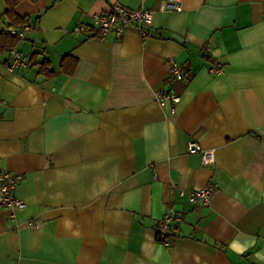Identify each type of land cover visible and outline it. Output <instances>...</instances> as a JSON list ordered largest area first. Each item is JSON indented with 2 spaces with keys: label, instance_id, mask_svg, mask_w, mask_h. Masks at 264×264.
Listing matches in <instances>:
<instances>
[{
  "label": "crops",
  "instance_id": "crops-1",
  "mask_svg": "<svg viewBox=\"0 0 264 264\" xmlns=\"http://www.w3.org/2000/svg\"><path fill=\"white\" fill-rule=\"evenodd\" d=\"M165 1L15 7L31 29L14 49L37 65L9 72L0 52V171L21 177L25 204L13 219L0 211V264H264V0H181L179 13ZM114 3L152 12L145 37L72 32ZM66 55L71 76L59 71ZM169 61L184 79L168 78ZM168 88L174 114L155 101ZM209 185L206 207L178 196ZM169 207L181 221L164 247L156 226Z\"/></svg>",
  "mask_w": 264,
  "mask_h": 264
},
{
  "label": "built area",
  "instance_id": "built-area-1",
  "mask_svg": "<svg viewBox=\"0 0 264 264\" xmlns=\"http://www.w3.org/2000/svg\"><path fill=\"white\" fill-rule=\"evenodd\" d=\"M161 11L181 12V0H166L160 7ZM0 23V34L15 36L18 40H22L26 33L30 31L29 25L13 26L9 23L7 17L3 16ZM93 26H78L72 32L91 33L99 40H104L108 35L113 34L116 37L122 36L125 29L129 26L135 27L142 37H145L146 30L152 24V12L145 10H130L119 4L110 5L107 12L102 14H94L92 16ZM9 60L7 70L16 72L19 70H28L32 64L16 49L7 51ZM223 71V65L215 64L210 69V74L218 75ZM168 78L173 81H181L184 79V70L181 65L175 61H169ZM155 101L160 108L168 109L169 114H174L180 103V96L172 88L159 90L156 92ZM188 154H199L200 163L203 166L214 164V150H204L197 142L188 141L185 145ZM20 176L12 175L6 171H0V211L9 213L11 219L14 215L25 208L24 202L16 196L15 189ZM215 192V186L209 185L204 188H197L190 191H179L178 196L186 199V201L196 207H206ZM181 221V216L172 208L166 209L164 215L159 219L156 226V236L158 242L164 247L169 246V237L172 233L174 225ZM33 227L32 224H29Z\"/></svg>",
  "mask_w": 264,
  "mask_h": 264
},
{
  "label": "trees",
  "instance_id": "trees-1",
  "mask_svg": "<svg viewBox=\"0 0 264 264\" xmlns=\"http://www.w3.org/2000/svg\"><path fill=\"white\" fill-rule=\"evenodd\" d=\"M22 1L24 0H3V15L7 17L13 26H22L28 24V20L26 18H20L14 12L15 7ZM18 42L19 40L15 36L0 34V52L14 49ZM32 60L33 58L30 60L32 66L37 65ZM77 63L78 61L74 57L70 55L64 56L59 64L60 73L66 76H71L76 69ZM38 73L46 79H51L55 76V72L50 70L48 62L38 64Z\"/></svg>",
  "mask_w": 264,
  "mask_h": 264
}]
</instances>
